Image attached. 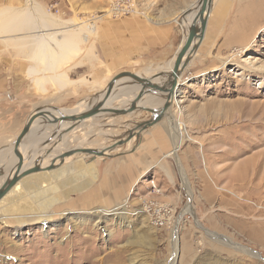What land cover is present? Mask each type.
Listing matches in <instances>:
<instances>
[{"label": "rangeland", "instance_id": "rangeland-1", "mask_svg": "<svg viewBox=\"0 0 264 264\" xmlns=\"http://www.w3.org/2000/svg\"><path fill=\"white\" fill-rule=\"evenodd\" d=\"M34 1L60 21L91 23L94 35L77 43L74 50L66 48L58 57L57 68L45 71L43 76L31 72L32 62L24 53L28 43L23 47L14 43L15 34L0 35V103L23 102L27 120L43 109L50 116L78 103H90L118 73L150 78L154 73L168 72L175 55L161 64L111 68V46L106 39L98 40L99 31L107 21L119 22L122 16L166 20L180 32V47L186 37L180 29L182 15L176 20L168 19V15L197 0ZM217 1H212L207 33L222 37L228 34L233 9L222 13L221 8L216 9ZM26 5V0H0V11L22 10ZM125 6L129 8L127 14L120 11ZM194 8L184 16L193 14ZM235 44L213 58V63H206L198 53L194 56V76H184L167 114L174 126L176 150L162 117L137 138L102 157L74 153L67 160L55 162L54 169L41 171L48 175L66 166L61 179H50L39 187L32 182L26 190L19 186L7 194L0 204V264H170L174 257L175 264H264V251L234 236L232 225L224 226L227 220L216 201L220 193L235 199L234 194L242 200L248 197L246 194H255L245 200L251 205H264V22L250 41L241 38ZM50 76L58 78L49 81ZM132 84L130 79H123L116 89L137 87ZM38 85L44 86L43 92L37 90ZM129 105L112 101V109ZM138 108L122 116L99 113L82 122L75 132L62 134L72 150L75 141L91 128L92 134L84 144L96 142L88 146L91 150L101 145L110 147L152 118L141 110L147 108ZM43 120L35 119L32 130L39 123L42 129L51 128L46 124L53 122ZM158 131L161 137L152 136ZM21 133L0 144V181L11 169L9 150ZM141 137L149 138V143L139 146ZM50 143L45 153L58 144ZM147 165L151 168L146 169ZM233 167L250 172L254 183L226 185ZM234 187L242 188L238 192L242 194ZM258 195L263 197L256 198ZM154 205L169 212L161 226L152 218ZM118 207L122 215L113 211ZM175 223L176 249L171 236Z\"/></svg>", "mask_w": 264, "mask_h": 264}, {"label": "bare ground", "instance_id": "bare-ground-1", "mask_svg": "<svg viewBox=\"0 0 264 264\" xmlns=\"http://www.w3.org/2000/svg\"><path fill=\"white\" fill-rule=\"evenodd\" d=\"M26 4H27L26 5L27 8L22 9V10L7 9V10L0 11V35L5 36L9 34L10 36L12 34L13 35L15 34V37L12 36L13 39L15 40L14 43L21 44L23 47L26 45V43H28L25 47L24 53L25 55L29 56L32 62L31 72L33 74L40 73L43 76V73L45 71L51 72V70H53L56 66L60 53L65 52L64 50L66 48L74 50L77 43L84 42L91 35H94V25H92L91 23H75L74 19L63 22V21H60L59 19H55V17L51 13H47L40 5L35 3L34 0H26ZM200 5H201V0L192 1L189 4L186 3V5L185 6L183 5V7L180 8L178 11L170 13L168 15V19L176 20L177 18H179L180 15H182V18H180L182 19L180 22V29L182 31V34L186 36L191 26H194L196 29L199 28V18H198L197 13L200 9ZM193 6H195L193 14L190 13L184 16L187 10L191 9ZM106 12H109V10H106ZM165 16H167V14ZM20 32H24V34H21ZM17 33L20 35H18ZM27 38H29V40H26ZM6 42L8 43V41ZM192 44L194 45L195 43L193 42ZM197 50L198 49H196V51H194L191 56L186 55L187 57H190L189 63L195 56ZM173 63H174V59L171 63L170 70L168 72H165V73L157 72V73L163 74L162 77H164L165 75L166 77L157 78L159 80L156 82L154 81L153 82L154 84L157 83L159 85H164L166 81L169 80L167 79L168 78L167 76L171 73ZM39 64L43 65V66L41 65L42 66L41 70L38 69ZM182 73L179 75L178 80L182 76ZM44 78L46 77L44 76ZM57 78L58 77L50 76L49 81L57 80ZM132 85H135L137 87L124 86V87L119 88L118 90L116 89L117 91L114 90L113 96L110 97L105 102L103 108H109V109L115 108L114 106H112V101H117V104H120V105H122L123 103L126 105L128 104V102L130 103L133 100L132 98H134L140 90V86L136 84H132ZM166 96H167L166 93H161V92H157V93L149 94V95H143L142 98L136 103V105L141 108H147L148 110H154L156 107L160 109L162 108L163 104L166 102L165 100ZM102 98H103V94L91 100L90 103L89 102L88 103L86 102L78 103L72 109L58 110L55 113L51 114L50 116H47L49 114H47L45 109H43L40 113L38 112L40 117H37V118L44 119L43 121H46V122H53L52 124H48V123L46 124V125H51V128H47L44 126L45 128L42 129L41 127L42 125L41 123H39L32 130L33 122L25 124L26 127L30 129L27 130V132L21 137L22 139L18 143L14 144L13 148L11 147L12 149L10 148L9 152L12 156L11 163H10L11 169L9 170L7 176L3 180L0 181V187L3 185L5 181L10 180V178L14 175L17 164L19 162V158H18L19 155H22V158H23V165H22V169L20 172L34 166V164H37L38 166H40V168L44 169L50 165L54 167L58 160H60V162H62L63 159L67 160L68 157H64V158L61 157L63 153L65 152H69V151L77 150L81 148L83 149V146L86 149H89L88 146L95 144L96 142H89V143L86 142L84 144V141L90 136V134H92V132L90 131L91 130L90 128L89 131H86L82 139H78L77 137L75 138V139H78L76 141L74 140L76 142V145L73 146L72 150H70L71 148L68 147L67 140H66L67 137L66 135L62 134V131H65L69 126H73L69 132L70 133L75 132L78 128H80L81 123L84 122L85 120L81 122H69V121H64L60 123H57V122H59L60 121L59 119L62 118L63 116H76L78 114H81L82 112L87 111L93 105L101 102ZM174 99L172 100V105L174 103ZM169 109L166 111L165 117L163 116V118L165 120V123L167 124L166 126V128H168L167 132L173 138L172 139L173 146H174L173 148L176 150L178 148V142L177 140L174 139V133L171 129L173 124L172 122H170V118H167ZM100 115L103 116L105 115V113H100ZM169 116H170V113H169ZM52 117H54V119ZM94 117H97V116H94ZM171 120L174 121V118L173 119L171 118ZM53 128L55 129L53 130ZM64 136L66 138H64ZM50 139H51V142L52 141L54 142V144H56L57 142L58 144L54 146V148H52L51 151L48 150L49 152L45 153L44 151L47 148L46 147L47 144L45 145L43 143L46 140L49 141ZM39 144L42 145V147L35 149V147H38ZM109 148H110L109 146L104 147L101 145L100 147H98V149L96 148L95 150L104 151L106 155L108 151H110ZM27 152H30L29 156H26ZM65 167L66 166L60 167L61 169L59 168L54 173L53 172L48 173V175H42L44 173L42 172L41 174V171L40 173L37 172V173L30 174L22 178L20 181H18L16 185L7 194L12 192L19 186L25 188L26 190L30 187V184H32V182L34 186L39 187L42 183H48L50 179L52 180L61 179L65 175V170H64ZM6 195L0 200V204H2L5 201ZM113 211L115 212V214L122 215L121 212H119V207L115 208ZM106 214L107 213H104L101 216H105ZM96 215L99 218L100 214H96ZM176 231H177V223L174 224L173 233L171 235L172 244L175 249L177 247V239H178L176 235ZM170 264H175V257L173 258Z\"/></svg>", "mask_w": 264, "mask_h": 264}, {"label": "crops", "instance_id": "crops-1", "mask_svg": "<svg viewBox=\"0 0 264 264\" xmlns=\"http://www.w3.org/2000/svg\"><path fill=\"white\" fill-rule=\"evenodd\" d=\"M217 8L222 13H226V11L232 8L233 15L228 18L230 21L228 24L230 26L228 34L222 37L218 34L207 33L210 20V16H208L203 41H201V45L198 46L199 49L197 48L196 52V54L198 53L199 56L205 59L206 63H213V58L220 56L230 46H235L237 39L242 38L245 42L250 41L256 33L257 26L261 22H264V0H218ZM238 25L240 27H237ZM97 26L98 24H96V28ZM103 26L101 27V32H103L104 38H101V32L99 31L98 40L101 39L102 41L106 39L107 45L111 46L110 56L108 57L111 68L165 63L175 55L181 42V34L171 21H153L140 15L137 17L122 16L119 22L107 21ZM234 37L237 39L235 40ZM219 38L221 39L219 40ZM193 59L190 62L191 65L189 63L184 73H182L180 83L184 79V76L186 78L194 76L193 74L196 69L193 68L194 65L192 66L194 64ZM23 70L27 72V69ZM39 88L42 92L44 91V86L38 85L37 90ZM0 104L8 105L7 107H0V144H5L11 139L16 138L24 129L27 117L22 110L23 107L21 105L23 102L10 100L9 102ZM154 133L152 136L161 137L159 131ZM140 140L139 146H145L149 143V138L143 137L142 139L141 137ZM150 168V165L146 166V169ZM231 171V176L228 175L226 177V185L233 184L236 186L239 183L251 185L254 183L250 172L241 171L238 167H233ZM233 189L236 193L242 190V188L238 187H234ZM238 194L241 195L242 193ZM231 195L235 199L222 193L216 198L218 210L221 211L222 216L227 220V224H224V226L232 225L234 236L238 235L241 241H246L253 248L264 251V224H262L264 222L258 221L264 219V212L260 210L258 212L254 205L249 204L245 200L247 198L252 199L251 197H254L255 194H246L248 197H245L244 200L234 194ZM257 197L261 198L263 196L258 195ZM208 219L211 220V218Z\"/></svg>", "mask_w": 264, "mask_h": 264}, {"label": "water", "instance_id": "water-1", "mask_svg": "<svg viewBox=\"0 0 264 264\" xmlns=\"http://www.w3.org/2000/svg\"><path fill=\"white\" fill-rule=\"evenodd\" d=\"M212 6V0H201L200 9L197 13L199 18V28L196 29L194 26H191L187 32V35L185 37V40L183 44L177 49L175 53L174 63L171 70V73L167 76L169 80L166 81L164 85H159L157 83H153L152 81L156 80L159 77H162L163 74L155 73L150 78H144L141 76H138L134 73L130 72H121L115 75L110 82L107 84L106 89L101 93L103 94V98L101 102L93 105L85 112H82L81 114H78L76 116H63L60 118L59 122L69 121V122H81L86 119H89L91 117H94L98 115V113H108L115 116H122L126 114H130L134 112L137 109H140L137 107L136 103L142 98L143 95H149L154 94L157 92L166 93L167 96L165 98L166 102L163 104L162 108L159 110H148V109H141L143 111H146L152 115V118L140 126H138L136 129L132 130L130 133H128L127 138L117 140L115 143H113L109 150H113L115 147H118L122 145L123 143H127L133 138H137L139 133L145 130L148 127H152L157 122H159L162 117L165 115L166 111L170 108L172 105V100L177 96L176 90L182 83H179L178 77L179 75L185 70L187 67L190 57H187L186 55H192L194 51L198 48L200 45L205 29L206 24L208 20V16L211 10ZM195 43L194 45L192 43ZM123 79H130L133 81L136 85L140 86V90L137 93V95L133 98V100L130 102V105L124 109H109V108H103L105 102L113 96V92L116 89V87L121 83ZM184 83V82H183ZM168 101V102H167ZM37 117H40V115H36V113L32 114L29 119L27 120V123H32L35 121ZM73 126H69L65 131L69 132L72 129ZM30 128H27L26 125L24 129L22 130V133L20 134V138L18 137V142L20 141L21 137L29 130ZM16 142V143H18ZM51 142V139L47 142L49 144ZM35 149H37L35 147ZM74 153H83L87 155H93L97 157H102L105 155L104 151H97V150H91V149H77L72 150L69 152L64 153L61 157H68ZM19 162L16 167V171L14 175L10 178V180L5 181L3 185L0 187V200L16 185L18 181H20L22 178L37 173L40 171H49L53 167L50 165L47 168H40L37 164H34V166L23 170L22 172V165H23V158L22 155H19ZM20 173V174H19Z\"/></svg>", "mask_w": 264, "mask_h": 264}, {"label": "built area", "instance_id": "built-area-1", "mask_svg": "<svg viewBox=\"0 0 264 264\" xmlns=\"http://www.w3.org/2000/svg\"><path fill=\"white\" fill-rule=\"evenodd\" d=\"M120 11H122V12L125 11V14H127L129 11V8L125 6V7H122L120 9ZM254 206L257 210L264 212V205L260 204V205H254ZM168 213H169L168 210H165L162 207H158V206L154 205L152 208L151 215H152V218L155 220L156 225L161 226V225H163V222H165V217H166V215H168Z\"/></svg>", "mask_w": 264, "mask_h": 264}]
</instances>
